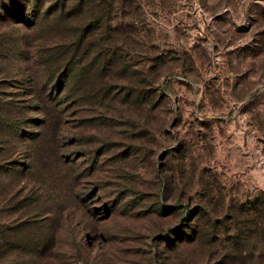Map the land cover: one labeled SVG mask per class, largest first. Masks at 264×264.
<instances>
[{"label": "rangeland", "instance_id": "374dc122", "mask_svg": "<svg viewBox=\"0 0 264 264\" xmlns=\"http://www.w3.org/2000/svg\"><path fill=\"white\" fill-rule=\"evenodd\" d=\"M89 2L0 22V264H264V0Z\"/></svg>", "mask_w": 264, "mask_h": 264}, {"label": "trees", "instance_id": "16d2710c", "mask_svg": "<svg viewBox=\"0 0 264 264\" xmlns=\"http://www.w3.org/2000/svg\"><path fill=\"white\" fill-rule=\"evenodd\" d=\"M110 1V3L102 4V11H100L101 13H103V15H101V18L104 19V23L106 24H109V22L112 20L111 14L113 2L112 0ZM89 3V0H0V22L9 23L17 27H22L29 30V32H40L47 25H49L50 27H56L58 25L66 26L67 23L73 19L71 16V11L74 8L76 9L75 12H77L82 7L87 6ZM75 12L74 14H76ZM24 40L25 42H27V38H24ZM62 50L63 51L59 53H45L43 52V50L37 54V56L40 57L39 59H36L35 64L38 66H42L44 72L47 73V76H50L51 80L54 77V72L59 69L63 70L67 64L68 50L67 48ZM47 51H51V49ZM58 62H63L65 63V65H61L56 68ZM62 76H64L63 72L61 73L59 78ZM55 81L56 82L52 88H57L60 84L58 78H56ZM30 82L32 83V86L30 88L36 87L35 79H32ZM37 95H40V93ZM50 96L51 95L48 94V98H51ZM28 110L30 112H33L34 114H38L39 112L38 109ZM0 112L4 113L3 115L0 114V119L4 118L5 122H8V127L11 131H16V129L12 125H17L19 121L21 122L20 116L22 114H25L21 111V109L13 107L10 103L0 106ZM37 121L38 119L36 117H32L27 120V122L32 123H37ZM28 134L29 133L24 134L23 138L25 137V139L29 140ZM19 135L20 133L17 134L18 137Z\"/></svg>", "mask_w": 264, "mask_h": 264}]
</instances>
